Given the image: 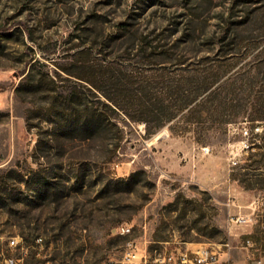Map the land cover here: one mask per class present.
Instances as JSON below:
<instances>
[{
	"label": "rangeland",
	"instance_id": "1",
	"mask_svg": "<svg viewBox=\"0 0 264 264\" xmlns=\"http://www.w3.org/2000/svg\"><path fill=\"white\" fill-rule=\"evenodd\" d=\"M129 239L264 255V0H0V264Z\"/></svg>",
	"mask_w": 264,
	"mask_h": 264
},
{
	"label": "built area",
	"instance_id": "2",
	"mask_svg": "<svg viewBox=\"0 0 264 264\" xmlns=\"http://www.w3.org/2000/svg\"><path fill=\"white\" fill-rule=\"evenodd\" d=\"M256 132L261 128L256 127ZM249 128L242 129V136L248 139L251 136ZM243 149H249L248 141L242 142ZM239 162L235 161L237 165ZM249 220L239 218L237 222H248ZM117 234L122 237H129L133 234V225L125 223L117 227ZM42 241V239H39ZM23 239L19 237L12 238L11 247H19ZM6 264H18L15 258L6 260ZM105 264H230L222 261L220 254L210 247L186 248L182 245L172 247L171 243H161L149 239L137 240L129 239L123 248L119 258H112ZM256 264H264V255L256 260Z\"/></svg>",
	"mask_w": 264,
	"mask_h": 264
}]
</instances>
